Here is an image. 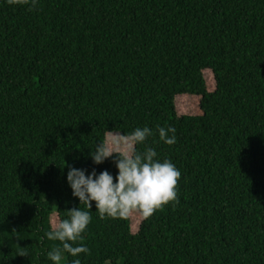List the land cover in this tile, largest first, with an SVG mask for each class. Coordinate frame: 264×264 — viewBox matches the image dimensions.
<instances>
[{
  "label": "trees",
  "instance_id": "1",
  "mask_svg": "<svg viewBox=\"0 0 264 264\" xmlns=\"http://www.w3.org/2000/svg\"><path fill=\"white\" fill-rule=\"evenodd\" d=\"M144 126L179 202L102 220L68 170L116 177L92 151ZM79 207L89 251L61 264H264V0H0V264H52L47 233Z\"/></svg>",
  "mask_w": 264,
  "mask_h": 264
},
{
  "label": "clouds",
  "instance_id": "2",
  "mask_svg": "<svg viewBox=\"0 0 264 264\" xmlns=\"http://www.w3.org/2000/svg\"><path fill=\"white\" fill-rule=\"evenodd\" d=\"M23 2L30 10L38 5V0ZM7 3L15 6L17 0H7ZM156 132L163 144L172 146L177 143L175 128L157 126ZM153 135V130L148 126L137 127L127 135L119 134L117 147L122 141L127 151L114 150L107 139L95 146L91 158L96 165H102L114 154H118V159L114 161L118 169L116 177L108 171L97 174L93 170L87 174L86 170L69 168L67 181L80 205L91 210L95 202L96 213L102 220H122L133 214L148 220L169 204L178 203V182L181 178L179 169L170 160H161L154 148L146 147L141 152L136 147L145 145ZM91 220V211L79 207L70 210L67 219L51 225L47 239L59 241L62 245L48 253L52 264H61L65 253L72 257L88 253L89 249L83 244L73 245L84 238ZM72 264H81V261L74 259Z\"/></svg>",
  "mask_w": 264,
  "mask_h": 264
},
{
  "label": "rangeland",
  "instance_id": "3",
  "mask_svg": "<svg viewBox=\"0 0 264 264\" xmlns=\"http://www.w3.org/2000/svg\"><path fill=\"white\" fill-rule=\"evenodd\" d=\"M206 76L209 80L212 79V75L210 72H208ZM195 104L196 98H179L177 101L178 110L181 114H194ZM118 140L119 136H112L108 142L114 150L127 151V148L122 141L119 143V147H117Z\"/></svg>",
  "mask_w": 264,
  "mask_h": 264
}]
</instances>
